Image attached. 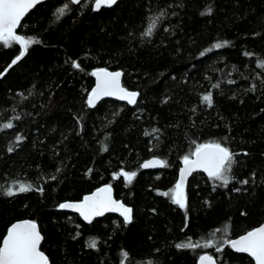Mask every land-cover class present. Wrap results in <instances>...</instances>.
Instances as JSON below:
<instances>
[{
  "label": "trees",
  "instance_id": "obj_1",
  "mask_svg": "<svg viewBox=\"0 0 264 264\" xmlns=\"http://www.w3.org/2000/svg\"><path fill=\"white\" fill-rule=\"evenodd\" d=\"M93 2L38 4L17 34L40 43L14 65L21 46L0 45V245L12 223L32 219L51 264H197L204 252L254 264L225 241L264 221V0H120L98 11ZM100 68L123 72L134 106H88ZM210 142L236 154L232 180L193 173L182 209L162 193L178 183L183 157ZM152 157L167 166L144 170ZM122 170L136 172L130 184L114 178ZM21 182L32 190L19 192ZM104 184L132 207L131 223L60 209ZM201 240L212 246H176Z\"/></svg>",
  "mask_w": 264,
  "mask_h": 264
},
{
  "label": "snow or ice",
  "instance_id": "obj_2",
  "mask_svg": "<svg viewBox=\"0 0 264 264\" xmlns=\"http://www.w3.org/2000/svg\"><path fill=\"white\" fill-rule=\"evenodd\" d=\"M40 3H42V0H0V45L12 47L14 44H18L21 46L20 53L12 61L13 65L29 51L32 45L40 43L38 39L26 38L17 34L16 31L21 26V21L25 15ZM69 3L79 4L80 0H69ZM116 3L117 0H94V10L98 11L103 6L111 7ZM67 9L68 3L59 8L57 10V18L63 16ZM210 11L209 9L208 14H210ZM158 19V17L155 19L150 18L145 35H152ZM227 43V41L216 43L212 48L219 49L226 46ZM212 48L207 51H211ZM201 55H204V53H201ZM73 66L76 68L80 67L75 62ZM261 66L264 67V64ZM92 75L97 78V83L96 87L88 96L87 104L89 107H94L96 102L104 96H115L120 100H126L129 104L137 103L139 93L129 91L122 87L121 72H109L107 69H101L93 72ZM231 82L229 81V83ZM202 101L210 107L212 105L211 94L204 95ZM3 127L10 129L13 127V124L7 123ZM152 131L157 132L158 129H153ZM16 139L20 141L23 138L18 136ZM8 150L12 151L13 149L10 147ZM235 155L227 146L220 142L198 144L195 151L191 153V156L185 155L183 157L185 167L181 170L180 181L175 185L174 189L162 193V195L168 196L180 208H186L185 180L188 175H191L192 172L197 170H203L211 180L220 181L226 187L232 180L231 172L233 164L235 163ZM142 166L144 168L156 166L166 167L167 164L163 160L154 159L144 163ZM136 175V172L122 170L114 178L122 176L130 184ZM242 183L247 184L248 181L244 180ZM30 190H32L30 185L22 182L19 183V192H27ZM40 190L42 191V189ZM111 192V185H108L99 189L93 195L84 197L81 203H63L60 205V208L75 209L89 222H91L92 217L101 216L106 211L119 212L125 224L131 223L133 210L123 203L114 200ZM6 194L12 196L16 194V191L13 190V187H9L6 190ZM216 231L219 232L220 229ZM42 239L43 237L38 229V225L34 221L13 224L3 239L2 245H0V264H49L48 257L40 250ZM225 243L239 252L250 254L255 258L256 264H264V226L247 232V234L241 236L239 239L227 240ZM96 245L97 242L93 239L89 242L88 247L95 248ZM176 246L178 248H196L201 245L199 243L193 244L189 242L187 244H177ZM204 246H212V242L209 241ZM216 250L220 251L221 249L217 247ZM123 255L125 258L127 257V253ZM200 259L202 264L204 261H207L208 264H216L212 256H201Z\"/></svg>",
  "mask_w": 264,
  "mask_h": 264
},
{
  "label": "water",
  "instance_id": "obj_3",
  "mask_svg": "<svg viewBox=\"0 0 264 264\" xmlns=\"http://www.w3.org/2000/svg\"><path fill=\"white\" fill-rule=\"evenodd\" d=\"M44 1H47V0H42V2H44ZM81 1H83V0H80V2H81ZM118 1H120V0H117V2H118ZM37 5H38V4H37ZM37 5H36V6H37ZM36 6H35V7H36ZM113 6H114V5H113ZM35 7H34V8H35ZM103 7H106V6H103ZM111 7H112V6H111ZM34 8H32L31 10H33ZM93 8H94V2H93ZM101 8H102V7H101ZM101 8H100V9H101ZM100 9H99V10H100ZM31 10H30V11H31ZM30 11H29V12H30ZM96 11H97V10H96ZM29 12H28V13H29ZM28 13H27V14H28ZM27 14L25 15V17L27 16ZM25 17H24V18H25ZM24 18H23V19H24ZM22 21H23V20H22ZM22 21H21V23H22ZM18 29H19V27L17 28V30H18ZM17 30H16V31H17ZM101 69H107L109 72H121V73H122V76H121V85H122V87H124L125 89H127V90H129V91L137 92V91H134V90H130V89H128V88L123 84V72H122L121 70H111V69H108V68H100V69L95 70L94 72H96V71H98V70H101ZM94 78H95V82H94V86H93V88L91 89V91L96 87V83H97V78H96L95 76H94ZM90 93H91V92H90ZM90 93H89V94H90ZM103 99H113V100H117V101H120V102H124V103L129 104L126 100H120V99H118V98L115 97V96H104V97L100 98V99L96 102L95 106H96L101 100H103ZM137 100H138V97H137ZM129 105L134 106L135 104H129ZM154 159H160V158H158V157H152V158H149V159L145 160V161L142 163V165H143L144 163H146V162H148V161H150V160H154ZM160 160H161V159H160ZM184 167H185V165H184V162H183V163H182V166H181V168H180V171H179V179H178V182L180 181V178H181V170H182ZM142 168H143L144 170H159V169H161V168H163V167L156 166V167L144 168V167L142 166ZM195 172H202V173H205L203 170H197V171L192 172L191 175H192L193 173H195ZM205 174H207V173H205ZM191 175H188V176L186 177V180H185V187H186V184H187L188 178H189ZM108 185H110V184H104V185H101V186L95 188L92 192L85 194V195L82 197V199H80V200H77V201H65V202H63V203H73V204L81 203V202H83L84 197H86V196H91V195H93L95 192H97L99 189H101V188H103V187H105V186H108ZM111 188H112V192H111L112 198H113L114 200H117V201L123 203L125 206L130 207V208L132 209V207L129 206V205H127L123 200H121V199H117V197L115 196L114 189H113L112 186H111ZM63 203H61V204H63ZM60 209L63 210V211H68V212H73V213L78 214V215L81 217V219H82L83 221H85L86 223H92L95 219L100 218V217H103L104 215H106V214H108V213L116 214V215H119L120 217H122V216L120 215L119 212L106 211V212H105L103 215H101V216H94V217H92L91 222H89V221L85 220V219L83 218V216H81L80 213L77 212L75 209H67V208H60ZM132 210H133V209H132ZM132 216H133V212H132ZM122 218H123V217H122ZM24 221H34V220H32V219H22V220H19V221H16V222L12 223V224L7 228L6 234L4 235L3 239L6 237L9 228H10L13 224H15V223H21V222H24ZM34 222L38 225L37 221H34ZM261 226H264V221H263L261 224H259L258 226L254 227L253 229H251V230H249V231H252V230H254V229L258 228V227H261ZM38 229H39V231H40L39 225H38ZM249 231H247V232H249ZM247 232L244 233V234H242V235H239V236H237V237H234V238H232L231 240L239 239L241 236L247 234ZM40 233H41V231H40ZM41 235H42V233H41ZM42 237H43V235H42ZM3 239H2V241H3ZM42 241H43V239H42ZM42 241H41V244H42ZM1 245H2V244H1ZM233 249H234V248H233ZM40 250H41L42 252H44V251L41 249V245H40ZM234 250H235V249H234ZM235 251L238 252V253L246 254L247 256H249V257L253 260V263L256 264L255 258L252 257L250 254H248V253H244V252H239V251H237V250H235ZM44 254L48 257V255H47L45 252H44ZM201 256H212V258L215 260L216 264H218L216 258H215L213 255H211L210 253H208V252H204L203 254H201V255L199 256V258H198V260H197V264H202L201 259H200ZM48 261H49V264H51V262H50V258H49V257H48ZM203 264H208V262H207V261H204Z\"/></svg>",
  "mask_w": 264,
  "mask_h": 264
},
{
  "label": "rangeland",
  "instance_id": "obj_4",
  "mask_svg": "<svg viewBox=\"0 0 264 264\" xmlns=\"http://www.w3.org/2000/svg\"><path fill=\"white\" fill-rule=\"evenodd\" d=\"M175 188V187H174ZM173 188V189H174ZM171 191V190H170ZM185 191V190H184ZM185 195H186V192H185ZM208 242H206V241H204V240H201L200 242H199V244L201 245V247H205L204 245L205 244H207Z\"/></svg>",
  "mask_w": 264,
  "mask_h": 264
}]
</instances>
